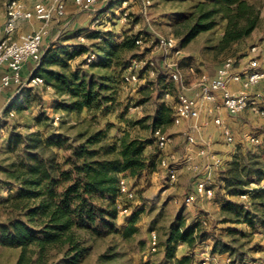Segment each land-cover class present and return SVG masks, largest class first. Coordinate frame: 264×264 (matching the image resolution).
<instances>
[{
    "label": "trees",
    "instance_id": "16d2710c",
    "mask_svg": "<svg viewBox=\"0 0 264 264\" xmlns=\"http://www.w3.org/2000/svg\"><path fill=\"white\" fill-rule=\"evenodd\" d=\"M261 18L259 0H199L180 13L172 30L180 47L185 48L201 32L226 20L219 42L220 49L225 50L249 37ZM129 29L123 30L121 40L116 32L96 28H77L64 40L45 38L42 56L32 65L31 74L42 76L46 86L52 89L57 111L80 115L87 110L97 118L99 113L112 108L106 105L114 100L109 91L120 79L123 81L130 60L139 54L136 38L141 32L133 33ZM80 34H85L88 42L65 43ZM90 53L97 58L88 63L89 69L70 64L80 55H85L84 64H87L86 55ZM165 76L167 71L160 66L155 78L163 80ZM165 89L170 91L171 85H165ZM154 103L153 113L136 119L133 124L143 126L151 118V132L157 127L165 130L173 122L172 107ZM10 108L9 105L7 111ZM35 119L38 123L52 121L43 108ZM109 127L86 129L76 135L58 130L44 136L38 130L17 133L10 139L9 151L13 155L4 169L7 180L3 186L9 192L0 198L6 211V218L0 224V244L20 248L15 264H82L90 254L91 240L119 233V203L128 202L121 196L120 180L122 177L138 180L147 170H154L156 155L146 152L154 144L153 136L141 139L125 133L110 142ZM259 146L257 152L237 150L217 176L214 198L224 213L231 214L224 221L256 225L252 208L231 197L248 192L253 201L264 199V185L260 183L264 178V142ZM252 184L258 186L251 187ZM13 187L16 190L10 191ZM241 209H245L243 216ZM138 215V210L126 214L127 236L138 230ZM259 221L264 226V214ZM239 230L227 229L244 233ZM211 236L212 249L229 251L234 263L248 255L243 244H235L236 238L226 241L214 233ZM208 237L210 234L201 223L173 226L163 242L165 264H187V258L191 260L193 255L177 258L178 244L186 242L192 250L196 242Z\"/></svg>",
    "mask_w": 264,
    "mask_h": 264
},
{
    "label": "rangeland",
    "instance_id": "374dc122",
    "mask_svg": "<svg viewBox=\"0 0 264 264\" xmlns=\"http://www.w3.org/2000/svg\"><path fill=\"white\" fill-rule=\"evenodd\" d=\"M28 7L33 6L35 0H23ZM120 0H116L118 4ZM199 0H151V5L148 7L147 16L141 12V0H134L131 5V19L127 22L114 20L116 18L117 6L111 5V10L106 15H99L100 20L94 23L95 13L80 11L76 8H67V13L62 18L54 19L49 25L48 40H64V38L72 35L77 28H97V25L103 24V29L109 32H116L121 35L124 29H129L133 33L144 32L151 34H174L172 30L173 23L178 19L181 12L187 10ZM258 1V0H257ZM261 3L262 11V0ZM9 0H0V13L6 12V7ZM106 0H99V14L104 12ZM74 10V11H73ZM110 21L106 24L104 21ZM259 27L247 38L234 44L231 48L222 50L219 47L220 39L224 33L227 21L221 20L219 24L208 31L201 32L196 36L185 48H183L181 56H179V64L183 74V82L187 87L194 88L197 83V77L202 71L212 72L217 68L225 57L232 55L237 58L238 63L244 56L248 48L255 43H261L264 40V18L261 19ZM137 21V22H135ZM259 39V40H258ZM76 43L77 39L66 40L65 43ZM139 53L138 49L136 51ZM148 57L159 61L162 55L159 52H152L149 49L144 50ZM85 55H80L70 61L73 67L80 66L82 69H89L87 64H84ZM194 67L195 71L191 68ZM27 77V76H26ZM171 85V90H166L165 85ZM28 93L19 99V102H11L13 114H11L5 105L12 95L20 92L16 91L15 87L8 93H4L0 97V198L6 195L7 191L3 183L7 180V174L4 169L10 163V158L13 155L9 151V141L17 133L28 134L35 131H41L44 136H49L55 131H63L69 135H76L80 131L98 128H105L110 125L107 132V140L113 142L117 137L128 133L132 137L141 139H150L152 132L150 128L151 118H148L143 126L133 124L136 119L143 117L148 113H153L154 102L167 103L172 107L176 101L178 87L172 83L168 76L165 78H143L136 84L126 85L122 79L114 85L109 91L113 93L114 100L106 105H112L111 109L104 110L99 113L97 118L88 114L84 110L80 115L57 111L60 119L57 123L53 119V101L52 90L47 86L36 88L26 87ZM24 89V90H25ZM170 96L167 97L166 93ZM26 95L32 99L31 103H26ZM145 100V101H142ZM3 102V103H2ZM24 105V106H21ZM28 105V106H25ZM43 108L52 121L43 120L38 123L35 116L39 114ZM5 110V111H4ZM223 117L224 124L230 127L234 135V143L228 144L222 133L220 126L213 122V116L208 115L205 120L215 130L217 144V152L223 157L229 156L233 151L241 149L242 151L251 150L257 152L260 144H253L244 137L245 132H253L264 139V115L257 113L251 107L237 115L231 116L228 113H218ZM174 142V149L178 152L177 180L170 182L168 172L160 165V155L164 154L154 144L148 147L152 149L151 153L156 156L153 161V169L151 173H145L138 180L130 177L126 178L130 186L134 189L135 199L132 202V210H138V221L136 223L138 230L132 235L127 236L126 229V214L119 213L117 220L119 233L109 235L103 238L91 240L92 248L89 256L82 264H165L164 245L163 242L167 238L169 231L173 226H180L182 223L187 225L201 223L205 230L210 234L214 233L221 236L226 241H231L236 238L235 244H243V249L248 255H255L264 260V226L260 223V216L264 214V204L262 197L253 201L240 200L239 196L236 201H243L244 207L252 208L251 213L256 221L255 226H250L245 221L232 222L224 221V217H230V213L223 212L220 203L212 198H197L191 204H185L184 197L186 193L193 189L195 183L194 174L187 169L185 160V151L182 147L185 142V137L180 126L173 125V122L165 126ZM171 149V148H170ZM173 149V147H172ZM169 150V149H168ZM167 150V151H168ZM150 151V150H149ZM150 153V152H149ZM153 171H158L154 174ZM156 176V178H154ZM258 184H252L251 187H257ZM13 187L10 191H15ZM244 210V211H243ZM242 216L245 215V209H241ZM233 215V214H232ZM6 218V211L3 204L0 203V224ZM228 227L240 229L243 231L232 233L227 231ZM155 231L158 236L157 250H151V236ZM212 239L214 240L213 236ZM199 243V242H198ZM195 243L194 248L190 253L193 257L191 260L187 258V264H199L203 257V252L209 250L214 253L217 261L223 264V257L220 253L225 250L218 248L213 250L207 243ZM179 246V244H178ZM177 246V250H178ZM183 248L179 250L181 253ZM20 252L17 247H5L0 244V264H15ZM117 253L112 257L111 254ZM104 254V255H103ZM103 255V256H102ZM228 255H231L229 252ZM232 258L234 257L231 255ZM177 257V256H176ZM183 257V256H180ZM187 257V256H184ZM178 258V257H177ZM51 264V263H50ZM175 264V263H174Z\"/></svg>",
    "mask_w": 264,
    "mask_h": 264
},
{
    "label": "built area",
    "instance_id": "2783aa9c",
    "mask_svg": "<svg viewBox=\"0 0 264 264\" xmlns=\"http://www.w3.org/2000/svg\"><path fill=\"white\" fill-rule=\"evenodd\" d=\"M69 0H35L32 7H28L23 0H9L6 7V18L3 24H0V95L9 88L15 87L19 93L18 101L26 91V87L36 88L46 86L42 76H25L24 71L28 66L36 65L42 56V45L49 33V25L56 18H62L67 13ZM75 7L80 11L95 13L94 23H98L101 14H99V0H72ZM106 0L105 7L115 5L116 20L121 22L129 21L131 17V5L134 0ZM141 12L147 16L148 7L151 0H141ZM34 17L39 18L42 24L37 29L22 33L19 38L14 35L21 21H30ZM106 24L110 21H104ZM103 24L97 25L96 29H103ZM102 39V37H101ZM77 42H88L85 34L77 37ZM139 54L130 60L127 69L123 74V82L126 85L138 83L142 77L153 78L156 76L159 67L167 71V76L172 83L178 87L176 101L173 105V122L180 124L185 120H198L205 111L208 115H213V122L220 126L225 141L228 144L234 143V135L230 127L224 124L223 117L218 114L220 108H224L231 116H237L251 107L257 113L264 115V92L253 91V88L264 81V68L261 65L258 56L261 50V44L255 43L244 55L247 56V62L238 63L236 57L229 55L224 58L217 67L214 74L201 72L197 77V83L194 88L187 87L183 82V74L179 64V56L183 52L179 41L174 34H151L141 32L136 38ZM149 49L152 52H159L162 58L157 61L144 50ZM96 55L90 53L86 55L88 63L96 60ZM195 71V68H191ZM233 84H238L234 87ZM49 87V86H47ZM50 88V87H49ZM25 89V90H24ZM193 92V93H191ZM18 94V93H17ZM169 97L170 93L167 92ZM13 110V109H12ZM12 110L9 112L13 114ZM54 122L60 119L59 113L53 114ZM197 127L196 124L192 126ZM156 147L164 154L160 155V165L169 175L170 182L177 180L178 161L176 156L167 152L171 142V137L161 127L152 131ZM246 140L253 144L264 142L259 135L253 132H245ZM210 141L201 142L193 132L187 133V153L184 163L186 167L194 174L195 183L192 190L188 191L184 197L185 204L193 203L197 198H212L215 195L214 175L220 172L226 166L227 161L220 154L210 149ZM194 149L199 156L207 158L203 165H199L194 160ZM120 193L128 202L119 203L121 214H128L132 210V202L135 199L134 189L130 186L126 178L120 180ZM240 200H248L250 194L243 193L239 195ZM151 250H157L158 236L155 231L151 236ZM199 264H222L217 261L214 253L206 250ZM223 264H264V260L255 255H247L241 262L234 263L231 257H228Z\"/></svg>",
    "mask_w": 264,
    "mask_h": 264
},
{
    "label": "crops",
    "instance_id": "0c3cea01",
    "mask_svg": "<svg viewBox=\"0 0 264 264\" xmlns=\"http://www.w3.org/2000/svg\"><path fill=\"white\" fill-rule=\"evenodd\" d=\"M35 2V1H34ZM73 8V9H75L76 10V7H75V5H74V3H73V1L72 0H69L68 1V8ZM110 8V9H109ZM107 9H109V10H111V6H106L105 8H104V12H102L101 13V16L102 15H106V14H108V11L109 10H107ZM74 11V10H73ZM5 18H6V12H4V13H0V24H3L4 22H5ZM264 18V0H262V18L261 19H263ZM114 20H115V18H114ZM262 21V20H261ZM261 21H260V23H261ZM41 24H42V21L39 19V18H37V17H34L32 20H30V21H21L20 22V24H19V26H18V29H17V31H16V33H15V35H14V37L15 38H19L20 37V35L22 34V33H25V32H28V31H31V30H33V29H37L38 27H40L41 26ZM260 25V24H259ZM259 27V26H258ZM257 27V28H258ZM122 35V34H121ZM121 35H119V37H118V40H121ZM48 37V36H47ZM72 39H74V38H72ZM71 40V39H70ZM259 40V39H258ZM261 50L259 51V53H258V56H259V58H260V61H261V65H262V67L264 68V40H262L261 41ZM249 51V48H248V50H247V52ZM246 52V53H247ZM241 61H239V63H245V62H247V56H244V57H242L241 59H240ZM216 70H217V68H215L212 72H209V71H202V72H207V73H209V74H214L215 72H216ZM33 72V67H29L28 66V68L27 69H25V71H24V75L25 76H29V75H31V73ZM233 86L234 87H236V86H238V84H233ZM12 89V87L11 88H9L8 90L10 91ZM51 89V88H50ZM7 90V92L6 93H8L9 91ZM52 90V89H51ZM253 91H262V92H264V81H262L260 84H258L256 87H254L253 88ZM26 92V94L28 93V89H27V91H25ZM25 92L23 93V95L25 94ZM52 92V95H53V99H54V101H55V95H54V93H53V91H51ZM191 93H193V92H191ZM4 94V93H3ZM3 94H1V95H3ZM29 94V93H28ZM1 95H0V97H1ZM22 95V96H23ZM4 96V95H3ZM22 96H21V98H22ZM6 97L4 96V99H5ZM12 101H15L16 103H18L19 101H18V96H17V94H14V95H12V97H11V99L10 100H8V103L5 105V109L9 106V105H11L10 103L12 102ZM26 103L28 102V103H31V101H32V99L31 98H29V95H26V100H24ZM53 101V106H52V110H53V112L55 113V112H57L56 111V109H55V107H54V102ZM1 103V102H0ZM3 103V102H2ZM21 106H24V105H21ZM25 106H28V105H25ZM5 111V110H4ZM227 113V111L224 109V108H220L219 110H218V112L217 113ZM221 115V114H220ZM208 116V113H206L205 111L203 112V115L198 119V120H185V121H183L182 123H180V124H175L174 122H173V125H175V126H180V128H182V130H183V134H184V137H185V142H184V145L182 146L183 148H184V151H185V155H186V153H187V150H186V148H187V133H189V132H193L194 134H195V136L197 137V139L199 140V141H201V142H204V141H208L209 139H211V141H210V149L213 151V152H216V153H218V154H220L221 155V153H219V152H217L216 150H217V144H215L214 143V140H216L218 137H216V134H215V130H213L212 129V126L211 125H207L209 122L207 121V120H205L206 119V117ZM213 116V115H212ZM36 117V116H35ZM194 124H196V126L197 127H195V128H193L192 126L194 125ZM166 131V130H165ZM169 134V133H168ZM170 135V134H169ZM170 137H171V135H170ZM150 147V146H149ZM172 147H173V149H172ZM174 142H173V139H172V137H171V142H170V144H169V146H168V148H167V152L169 153V154H171V155H173V156H176V158H178V151L177 150H175L174 149ZM171 148V149H170ZM150 150V151H149ZM146 152L147 153H149V152H152V149H147L146 150ZM235 152H236V150L235 151H233L229 156H225L224 157V159L228 162L229 160H231L232 159V157H233V155L235 154ZM222 156V155H221ZM194 160H195V162L196 163H198L199 165H203L206 161H207V158H205V157H202V156H199L197 153H196V151H195V149H194ZM226 165H227V163H226ZM188 169V168H187ZM189 170V169H188ZM152 172V170H147L145 173H151ZM144 173V174H145ZM153 173L156 175V174H158V171H153ZM219 175V172H216L215 173V175H214V184L216 185H218V183H217V176ZM154 178H156V176H154ZM261 185H264V178L261 180ZM217 185H216V187H217ZM208 198V197H207ZM214 198V197H213ZM215 199V198H214ZM231 199H233V200H236V197L235 196H232L231 197ZM201 243H207L208 244V246L210 247V248H212L213 247V244H214V240L212 239V236H210V237H208L205 241H203V242H201ZM198 245H199V243H198ZM181 248H183L182 249V251H181V253H179V250L181 249ZM190 251H192L191 249H190V247L188 246V244L186 243V242H183V243H180L179 244V246H178V250L176 251V256L178 257V258H183L184 256H186V255H188L189 253H190ZM229 254V251H224V252H222V254L220 253V256L221 257H223V255L225 256L226 255V258L223 260V261H225L228 257H231L232 258V256L231 255H228ZM162 255L164 256V253H162ZM180 256H183V257H180Z\"/></svg>",
    "mask_w": 264,
    "mask_h": 264
},
{
    "label": "water",
    "instance_id": "95a60500",
    "mask_svg": "<svg viewBox=\"0 0 264 264\" xmlns=\"http://www.w3.org/2000/svg\"><path fill=\"white\" fill-rule=\"evenodd\" d=\"M11 104V103H10Z\"/></svg>",
    "mask_w": 264,
    "mask_h": 264
}]
</instances>
